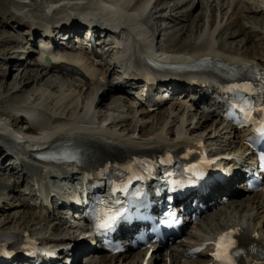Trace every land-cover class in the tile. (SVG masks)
<instances>
[{"label": "bare ground", "instance_id": "6f19581e", "mask_svg": "<svg viewBox=\"0 0 264 264\" xmlns=\"http://www.w3.org/2000/svg\"><path fill=\"white\" fill-rule=\"evenodd\" d=\"M17 1H20L21 4L17 8L19 10L15 9V11H14L16 16L12 20L14 23L13 24L14 27H11V28L14 31H17L14 28H16V27L20 28V25H21V27H25V30L23 32L24 33L23 36L25 39L22 40V35H21L20 39L17 40L19 43L17 45H19V46L8 50L6 52V56H7V54L10 56L9 57L10 58V61H9L10 65H13V66L15 65L16 68L17 67L19 68L20 64L23 63L24 60L28 59V57L32 56L34 54V51H36V49H37V52L35 54L34 63L32 65H35V62H36V69H38V72H29L28 71V72H25L23 75H21L19 81L22 83V85L20 87L17 86L15 84V82H12L10 85H7V83H6L7 81L5 82V80L3 78L4 75L0 76V78H1L0 80H2V81H0V84L2 82V84L0 85L1 90L6 92V91H9L10 89H12L11 96L6 97V100L4 102H2L3 100L1 98L0 104L10 101L11 98L14 97V96H12L13 94H16L18 92H23L26 88L33 89L32 95H36L35 97H37V96L43 97L46 90H47L46 88L44 89V87H43L44 85H45V87H47V85H48L47 88H49L51 90H57V88H58V85L55 83V81L53 82L51 79H46L45 77L46 76L48 77L51 74L52 76L58 77L60 79V76H62L63 79H66V80L68 79L69 81H71V79H72L71 82L73 84H76L77 86H81V88H84V86L86 87V85L88 83H91V82L96 84V90H98V91L97 92L95 91L96 93L93 94V96L88 97L87 100L85 101V103L82 104V106L80 107V109L82 110V115H80L79 112H78L79 114L76 115V119H78L79 117H84L83 119H85L88 116H91V118L88 121H86L85 123H82V122L76 123L75 116L74 117L72 116L73 113H75L76 109H77V107L75 108V105H74L76 102V97L75 96L73 97L72 95L66 93L65 95L63 94L64 95L63 99L65 102L62 100V102H64V104H62V106L65 105V107L63 106L65 110H67V108H71L70 110H68L69 113H67L66 116L68 117V115H69V117L70 116H72V117L70 119L65 120V122H68V124H71V123L81 124V127L84 129V131H81V132H78L76 130V134H77L76 136H78V138H80L84 141H86V140L91 141V142H93V144H97V145H103L104 144V146H105V145L109 144L110 145L109 148L111 147L110 152H104V153L103 152H92L90 154L91 159L92 158L99 159L100 154H107L108 156H112V155H116L119 153V156H121V155H123L124 152L128 153V155H127V157H128L132 154H137V152H144L149 147L156 149V150H160V149L166 148L168 146H176L178 144V142L185 140L184 138H182V134H183V132H187V130H186V128H183V125H184L183 121L184 120L182 118V115H179L176 117L177 119H176V127L174 129L175 130L174 131L175 132V138L174 139L167 137V135L170 131L168 130V127H166L165 123H164V128H161L163 130L158 129V131L160 130L159 132L153 133V135L150 134L149 137L144 138L145 140L137 141V139L134 137L130 138L127 133H122L121 131H117V130H110L108 128V124L106 125L107 119H105V118H104L105 120L102 119L101 125L98 124L99 122L98 123L95 122L96 115L94 116V113L96 111H99V108L101 109V107L104 104V99L107 97V94H109V93L123 94V92H125V88L123 87V85L120 82H115V83L110 82L108 84V82H109L108 77H109L110 72L112 70H114V66H116L115 63L112 64V66H111V60H110L111 58L110 57H109V61L104 62L105 60H104V57L102 54L100 57H101V60H103V61H100L97 64L91 63V54H89L83 48V47H87V45L90 44V42H89L90 40L88 39V37L93 34V31L91 29H86V33H84L82 38L79 39V44H77V45H81L83 47L78 46L76 48L74 46L75 44L73 45L72 48L62 47V45L60 43L62 38L56 37V36H58L57 33L51 32L49 29H44V28L48 27V25H51L53 23L51 18L54 19L56 17H60L61 21H57L56 19L54 20V23L59 25L57 27L55 26V29L58 30L59 35L62 37L63 35H61V29L66 28L67 31L65 32V34L69 35L71 32V29L73 28V24H72V20H69L68 17L76 18L79 16L82 18H87L86 14H88V13L92 14V12H94L95 14H99L102 16L104 15V17L98 18L99 20L105 21L104 18H107V19H111V20H113V22H115V24H112L110 27H112V29H114V30L118 29L117 34H116V36H117L119 34L120 28L123 25L124 21L127 20L124 18V15L129 14V13H127V9L138 10V8H137L138 6H136L135 8L129 6L131 4L132 0H116L117 2H115V0H48V1L44 0L47 4L45 6L46 8L43 5L44 8L41 9L42 10L40 13L41 19L40 18L34 19V17L36 15L33 16L32 12H30L29 10H25L27 8L28 4L30 3L29 0H25V2L22 0H17ZM142 1L147 4L146 5V8H147L150 0H142ZM208 1H210V0L205 1V4H204L205 7L204 8L209 7L211 5V2L208 4ZM211 1L215 2V0H211ZM61 2H63L64 5L59 4ZM216 2L214 4H212L213 10H215L217 8L216 5H218V3L216 4ZM140 3H141V1H140ZM198 3H201V2H198ZM67 4L71 5V7L65 8L64 6ZM140 5H142V3ZM201 6H202V4H201ZM228 6H229V4H228ZM53 7H56L57 9L52 10ZM101 7H102V9H101ZM123 7H126V8L123 9ZM218 10H217V12H218ZM232 10H233V12L235 11V14H236V5L233 6ZM225 14H226V10L223 12V15H225ZM203 16H204V14H203ZM206 17H207V21L210 22V24H211V25H209L210 29H213V30H210L208 28L209 30L206 31L207 33L204 32L207 39H209V41H211V43H213V46H209L206 49V52L210 53V54H214L216 56L230 57L227 54H224L222 52H217L215 50V45H218V46L223 47V49H222L223 51H226V52H233L234 51V50L225 49V47L223 45H221V43H218L217 41L212 39V35L215 34L214 31H216L215 29H216L217 17H215L214 13H212L210 15V17H211L210 20H208V16H206ZM15 18H17V19H15ZM2 20L0 19V25L6 24L5 23L6 21H4V20L2 21ZM80 23L81 22H78L77 25L79 26ZM204 24H206V21H204ZM35 25H37V26H35ZM41 27H42V31H41ZM207 27H206V29H207ZM218 27H220V25L219 26L217 25V28ZM203 28H204V25H203ZM76 29H78V27H76ZM242 31H243L242 26H239L238 32L242 33ZM45 36L48 39L44 38ZM108 37H111L113 39V44L115 45V49L117 50V52H120L122 50V48L120 46H116V45H119L121 41L117 40V39L115 40V37L111 34L108 35ZM27 38H29L30 41H33L34 38H37V39L39 38L41 47H39V49H38L37 44L28 42ZM51 39H55L54 42H56V49L58 51H62L63 53L52 54L50 52V50L47 49V48H50L54 44V42ZM170 39L174 40L176 38L171 37ZM241 41H243L244 43L241 44L240 47L237 46L236 48H233V49H237L236 53L238 55L243 56L244 58H249V59L258 61V60H256V56L251 51L252 48L248 49L249 48L247 45V43L249 42L248 37L246 40H244V38H242L240 40V42ZM203 44L201 46H199L200 45L199 43H193L189 46V48L191 49V51H190L191 54H189V53L186 54V52H184L183 54H180L179 56L190 57V56H192V54H195V52H202L205 50ZM109 49H112V46L108 47V50L106 52V57L109 55V52L111 51ZM100 52H102L101 48H100ZM17 53L19 54V57H16ZM110 54H111V52H110ZM45 55H49L50 59L48 61L44 60ZM98 58H99V54L96 55V60H98ZM67 60L71 61L72 63H74L76 65V70H78L76 75H73L72 73H68V72L64 73L63 69L60 67L59 63L63 61V64H64V62ZM110 66H111V68H110ZM12 69H15V67L11 68V70ZM60 69H61V71H60ZM55 73L59 74V76L54 75ZM61 74H63V75H61ZM84 76H86V79H82V77H84ZM117 76L119 78V75H117ZM73 79H75L76 83L74 82ZM16 100L18 101V99H16ZM38 103H40V101ZM38 103L33 102L30 104L29 102L28 103L23 102V103H20L17 105L15 104L14 108H12L9 113L4 114L3 113L4 111H2V113L4 115H7L6 118H8L9 120L5 122V121H2V118H0V120H1L0 121V130L6 132L8 135L11 134L12 136H14L17 139H24L27 137L28 139L32 140V142H35V143H41V141L43 139L50 137L53 134H56L59 127L60 128L64 127V126H61V124L64 125V123H65L62 121L63 117L56 115V113L58 112V109L55 110L56 111L55 114L50 115V113H49V114L45 115L47 113L46 109L43 108L44 107L43 105H40ZM175 106H176V104H175ZM58 107H59V105H58ZM176 107H178V106H176ZM178 108H179L178 110H180V107H178ZM141 110H142L141 111L142 115H144L145 112H149L143 108H141ZM195 111L199 114L200 119H202V117H203V122L197 127V130H198V128H201L203 126H208V124H209V126L214 125V128H218L219 131L227 130L226 127H223L224 123H221V121H219L218 117L215 116L216 112L214 110H210L206 113L197 111V109ZM15 112L17 114H20V113L26 114L28 116L29 123H31L32 126H33V124L37 125L36 129L39 131V132H37V135L25 134L22 132V130L21 131H15V130H13V128H11L10 123L11 124L14 123L18 127L24 126V124H25L23 118L16 116ZM50 112H54V111H50ZM158 113H160V111ZM163 115H164V112H161L160 117ZM212 115H214L215 117H212ZM115 120H116V118H115ZM117 120H119V119H117ZM173 121H174V119H173ZM19 124H21V125H19ZM26 125H28V124H26ZM195 131H196L195 129L191 128V129H189V131L187 133L189 134V136H193V133ZM67 133H69V131L61 132V134H67ZM228 133H230V132L228 131ZM0 137L5 138L8 136H5L4 134H2L0 132ZM208 137L212 138L211 140H214V138H215V136H213V135L208 136ZM117 144L126 147V149L124 151H122V149ZM0 152H2V154H3V155H1V153H0L1 158L4 157L5 159H8L7 155L5 154V152L2 149H0ZM129 153H131V154H129ZM12 161L13 160L9 161L7 165L4 164L3 166H4V168H7V169H4L5 173L11 172L10 169H12V173H13L12 176H13L16 173V171H15V169H13L15 167L13 164L14 161L13 162ZM17 164H18V166H20V170H23V169L26 170L27 168L29 170V168L32 167V169H30L31 174L32 173L34 174V171H37L36 167L34 165L35 162L32 160L30 162H24V166L21 164V162H17ZM8 168H10V169L8 170ZM26 173H27V170H26V172L25 171L23 172L22 179H24V181H26V183H27L29 177ZM67 174H68L66 176L67 179H78L77 178L78 176L76 174H74L73 172L71 174L75 175L76 178H73V177L70 178L71 175L69 174V171H67ZM12 176L8 177L6 175V177H8L7 180H9ZM67 179H65L63 181H67ZM35 180H36V178L30 177V186L28 185V188L30 189L31 192H34L37 190V189H35V183H34ZM48 180H51V179H48ZM60 180H62V179H60ZM84 180H86V178H84ZM60 183L65 184V182H62V181H60ZM94 183H95V187L98 188L100 185V181L96 180ZM16 184L17 183H15V184L13 183L12 186L7 185V187L8 188L9 187L14 188L16 186ZM83 184L85 186V191L86 190H87V192L91 191V186L87 182L84 181ZM228 184H229V181H228ZM31 186H34V187L32 188ZM44 186H45V183L40 182L37 191H40L41 189H43ZM52 188L55 191V193L58 194L59 196H63L65 194V192H64L65 186H63V187L62 186L61 187L52 186ZM49 193L50 192L48 191L45 193V195H47ZM262 196H264V193L256 194L252 198H246L248 196L240 197V198H238V200L240 201L239 205L242 208L244 207L243 210H246V208H247L248 216L251 215V213L250 214L248 213L251 210H253L256 213L257 212L262 213L264 210V203H262L263 200L260 199ZM31 199H33V208H35L34 209L35 211L34 210H32V211L35 212V214L38 215L39 217H43L45 211H47V213H50V211H52L53 212L52 216L55 213L60 214L58 212H54V210H57L55 200L51 201V202H47V208H45L43 204L41 205L40 203L37 202L35 196H34V198H31ZM22 204L28 206V202L23 201ZM247 204H250L251 207H250V205H247ZM38 209H40V210H38ZM225 209H227L226 206H222L221 208H219L218 211L220 213L218 215L223 214V212L226 211ZM215 213H216V211H215ZM261 213L259 215L255 214V216H256L255 219H257V220L252 224V226L249 225V227L252 231L257 232V234H259L260 238L264 241V237L261 236L263 228L260 227V224L264 221V214L262 216ZM226 214H227V212H226ZM67 215H69V214H67ZM67 217L68 216H61V217L54 218V219L52 218V221L57 223L58 225H60L61 223H63V219H66V220H68V223H67L68 227H74L75 225H81V223H79V222L78 223L73 222V220H72L73 217H68V219H67ZM45 223H46V221L43 222V225ZM228 223H229V221L227 220L222 224H218L217 227L221 226V225H226ZM58 225H56V226H58ZM82 230L76 226V235L82 234ZM19 231H18V234L16 235L17 241L20 240V238H22V237H26V235L23 234V231H21V230H19ZM63 234L66 235L65 233H63ZM188 234L190 236H193V239H196V237H197L193 231H188ZM263 234H264V232H263ZM7 235H8L7 233H0V236H7ZM81 236H83V235H81ZM209 236L211 237V235H209ZM202 237H207V236H202ZM186 245H187V243L181 242V243L175 244L174 246H171L168 249H165L163 253H159V252L154 251L152 253L153 263L158 264V261L161 260L162 263H160V264H167V259L169 260V264H197L198 262L201 263L204 261L205 258H203V257L205 255L203 253L199 254L198 258L196 260H191L190 258H185L183 260H180L182 257H184V250H185ZM140 255H141V252L139 250H137L136 252H133L131 254L121 253V254L113 255V256L98 255L97 263L95 260L96 256H93V260L87 256L86 257L87 258L86 263H89V264H135L137 257H140ZM15 260L16 259H14V261ZM3 264H9V261H7ZM14 264H19V262L15 261ZM72 264H76V263L73 261Z\"/></svg>", "mask_w": 264, "mask_h": 264}, {"label": "rangeland", "instance_id": "374dc122", "mask_svg": "<svg viewBox=\"0 0 264 264\" xmlns=\"http://www.w3.org/2000/svg\"><path fill=\"white\" fill-rule=\"evenodd\" d=\"M218 1H217L218 6L214 10L213 13L215 17L219 18L220 21L217 25L218 26L220 25V27L217 28V25H216V29H215L216 31H214L215 33L214 40L217 42H221L227 47H231V48L241 46L243 42L240 43V40L241 38H243L244 34H241L238 32V27L243 26V23L246 22L248 26H245L243 30L245 29L248 34L249 29H251L249 26L251 22H249L250 20L247 18L246 13H248L249 15L251 14L255 15L257 17V21L252 23V25H255L256 28H259L260 30L255 29L254 31L249 32L250 38H248L249 42L247 43V45L249 47L248 49L252 48L255 50L252 53L256 56V60L257 58L258 59L263 58L264 60V33H262L264 32L263 12H260L259 10L257 12L253 11L252 13L245 11L247 7H250L249 3L245 0H241V2H239L238 4L239 9L237 10V13L235 14V11L231 12V10L234 4L237 3L238 0H218ZM261 1L264 2V0H261ZM198 2H200V0H156V3L154 4V7L156 8L153 7L151 13L154 16L153 32L159 31L158 34L161 37L160 39L161 42L159 41L160 43L159 47H162V41L165 40L164 37L168 36V34H170L169 38L171 37L176 38V35H177V37L181 36V38H183L182 43L188 44V45L193 44V41L196 37L195 35L196 32L199 29H201V27L203 26L202 24L204 23V21H206L205 20L206 15L208 16V20H210L212 17V16L210 17V14H212L211 10L213 8L212 7L213 2L209 1V3L211 2V5L209 6L210 7L209 9L207 8V11L205 10L206 8L203 9L205 2L203 3V8H201L202 7L201 3H198ZM257 2H259V0H257ZM20 4L21 2L17 0H0V19L1 20L3 19L4 21H6L5 22L6 24L0 25V76L4 75L3 78L5 82L7 81L6 82L7 85H10L12 82H15V84L19 87L22 85V83L19 81L21 75H23L25 72H28V71L38 72V69H36V62H35V65H32L34 63L35 54L37 52V49L36 51H34V54L32 56L28 57V59L25 58L26 60H24V62L20 64L19 68L18 67L16 68L15 65L14 66L10 65V62H9L10 56L8 54L6 56V52L8 50L19 46L17 45L19 44L17 40L20 39L21 35H22V40L25 39L23 36L25 27H21L20 25V28L19 27L16 28L17 31H14L11 28V27H14L12 20L16 16L14 11L15 9L18 8ZM46 4L47 3L44 0H30V3L28 4L25 10H29L30 12H32L33 16L36 15L34 19H38L39 18L38 15H40L42 11L41 9L44 8ZM59 4H63V2ZM227 4H230V8L228 9V11L226 10V14L223 15V12L228 6ZM257 4L258 3L255 2V5ZM64 7L69 8L71 7V5L67 4ZM160 13L161 15H166L167 18L160 19L159 18ZM203 14H205V16H203ZM40 19H41V16H40ZM228 22L230 23L228 24ZM230 24H233V25H230ZM247 34L246 36H248ZM110 52L111 54L113 53L112 51ZM110 52L108 56L111 55ZM16 55H17L16 57H19L18 53ZM13 67H15V69L11 70V68ZM45 78L51 79L53 82L55 81V83L58 85L57 90H51L47 88L48 85L47 87H45L44 85L43 86L44 89L45 88L47 89L44 96L35 97L36 95H32L33 89L26 88L23 92H18L16 94H13L12 96L14 97H12L10 101L1 103L0 112L4 111L3 112L4 114L9 113L11 109L14 108L15 104L17 105L23 102H27V103L29 102L31 104L33 102L38 103L40 101V103L38 104L43 105L44 106L43 108L46 109L47 113L46 114L44 113L45 115L49 113L50 115L55 114L56 113L55 110L58 109V111H61V115L64 116L63 113L66 110L64 109L65 105H63L64 106L63 107L62 104H64L65 102L63 97L66 93L72 95L73 97L74 96L76 97V102L74 105H75V108L77 107L76 109V112H77V110L82 106V104L85 103L87 98L90 96H93V94H95L98 91L96 90V84L94 83L91 84L92 82L90 83L91 85L89 86L86 85V87L84 86V88L80 89L81 86H77L76 84H73L68 79L67 80L63 79V77H60L59 79L58 77L52 76L50 74L48 77L46 76ZM11 91L12 89L4 92L0 88V99L2 98L3 100L2 102L6 100V97L11 96V93H12ZM16 99H18V101ZM62 100L64 102H62ZM135 104H136L135 102H129L125 100L124 97L120 93H109L107 94V97L104 99V104L101 107V109L99 108V111H96L94 113V116L96 115L95 122H99L100 120L102 121V119L104 118L107 119V122H108L109 120L114 118L113 120L114 122L110 124V130H117V131H121L122 133H128V135L131 136L130 138H133V137L138 138L139 136L140 138L138 140H142L146 137H149L150 134L153 135V133H155V130L161 129L160 127L163 126V123H165L166 127H168L169 130L175 129L176 123L171 118H176L177 116H175V114L182 113L183 118H184V126L192 127L193 129H195L196 131L194 135L203 136V137L206 136L207 138V136L209 135L216 136V134H218V136L220 137L218 139L216 137H215L216 139L214 138V140H217L216 144L221 143V141H223L227 135V133L226 132L224 133V131H221L218 133V129L213 130L214 127L209 126V124L208 126H203L204 128L201 127V128H198L197 130V127L202 123V121L199 119V115L196 114V112L193 110L192 105L188 102L187 99L176 97L173 100L167 103H164L160 107L159 110H155L152 113L145 112L144 115L141 114V108H136ZM175 104L176 106L180 107V110H178L179 108L176 107ZM171 109L174 110V114L172 115L174 117L167 116L168 113L171 111ZM50 111H54V112H50ZM159 111L160 113L164 112V115L160 117V113H158ZM6 117L7 115L0 116V118H2V121H5V122L9 120ZM115 118L116 120L120 118V121L117 120L118 122H116ZM4 169H7V168H4V166L2 165V167H0V183L2 182V180L4 181L5 179H7L9 176H12L13 174L12 169L8 168V170L10 169L11 171L9 173H5ZM6 175L8 177H6ZM19 180L20 178L17 177V181ZM12 181L13 179H11L10 182H8L9 185L11 184ZM22 184L24 183L18 182L13 189L9 190V188H7L5 191L2 190L3 185L0 184V201L2 202L1 207L5 208L4 210H0V221L2 219L6 221L4 222L6 225L4 223H0V227L3 228L4 225L8 227L17 225L22 228L30 229L32 230L33 233H35L36 231H40L42 235H48L50 233V227H45L44 229H42L43 222H40L41 217H39L38 215L34 213L32 216L33 221H30L29 220L30 214L26 211H22L23 206L20 205V201H19L20 200L19 198L23 197L22 195H20V192H19V190L22 189L21 187ZM3 192L6 194L3 195L2 194ZM260 213L261 212H259V214ZM245 214H247L246 210H244L243 215ZM72 220L73 222L76 223V220L74 219ZM263 226H264V221H263ZM262 228L264 229V227ZM62 230L63 228H59L58 231H62ZM72 230L74 231V234L76 235V226H74ZM0 233H3V232H0ZM86 264H89V263H86Z\"/></svg>", "mask_w": 264, "mask_h": 264}, {"label": "snow or ice", "instance_id": "6c2138e0", "mask_svg": "<svg viewBox=\"0 0 264 264\" xmlns=\"http://www.w3.org/2000/svg\"><path fill=\"white\" fill-rule=\"evenodd\" d=\"M258 132H261V133H264V127L260 128V129H257ZM98 227L100 228H106V227H109V224L108 223H101L100 225H98ZM221 239H223V237H221ZM233 242H229V244H231ZM229 264H231V262H229Z\"/></svg>", "mask_w": 264, "mask_h": 264}]
</instances>
